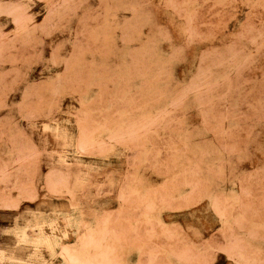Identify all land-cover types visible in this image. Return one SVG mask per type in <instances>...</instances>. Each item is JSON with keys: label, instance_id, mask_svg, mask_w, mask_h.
<instances>
[{"label": "rangeland", "instance_id": "1", "mask_svg": "<svg viewBox=\"0 0 264 264\" xmlns=\"http://www.w3.org/2000/svg\"><path fill=\"white\" fill-rule=\"evenodd\" d=\"M0 264H264V0H0Z\"/></svg>", "mask_w": 264, "mask_h": 264}, {"label": "bare ground", "instance_id": "2", "mask_svg": "<svg viewBox=\"0 0 264 264\" xmlns=\"http://www.w3.org/2000/svg\"><path fill=\"white\" fill-rule=\"evenodd\" d=\"M17 235V234H16Z\"/></svg>", "mask_w": 264, "mask_h": 264}]
</instances>
